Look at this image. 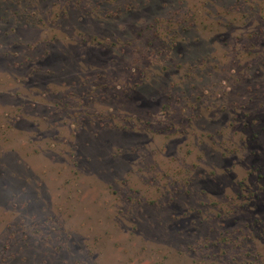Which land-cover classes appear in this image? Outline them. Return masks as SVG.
<instances>
[{
  "label": "rangeland",
  "instance_id": "rangeland-1",
  "mask_svg": "<svg viewBox=\"0 0 264 264\" xmlns=\"http://www.w3.org/2000/svg\"><path fill=\"white\" fill-rule=\"evenodd\" d=\"M0 264H264V0H0Z\"/></svg>",
  "mask_w": 264,
  "mask_h": 264
}]
</instances>
